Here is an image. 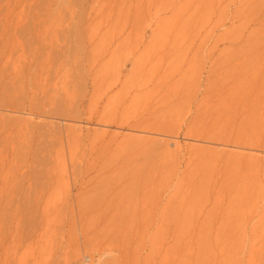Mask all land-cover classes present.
<instances>
[{
  "label": "rangeland",
  "instance_id": "rangeland-1",
  "mask_svg": "<svg viewBox=\"0 0 264 264\" xmlns=\"http://www.w3.org/2000/svg\"><path fill=\"white\" fill-rule=\"evenodd\" d=\"M251 1H4L0 264H264Z\"/></svg>",
  "mask_w": 264,
  "mask_h": 264
},
{
  "label": "bare ground",
  "instance_id": "bare-ground-1",
  "mask_svg": "<svg viewBox=\"0 0 264 264\" xmlns=\"http://www.w3.org/2000/svg\"><path fill=\"white\" fill-rule=\"evenodd\" d=\"M4 1L0 0V15L1 13L5 14L4 11L8 14L7 10L3 9ZM237 18L238 24L236 28L237 34L235 47L237 63L234 68L236 82L234 83L238 88V90H236L244 97L245 94L250 96L253 95L255 85L258 82H260L258 83L259 85L261 84V90L264 91V0L251 1L247 7L238 10ZM1 24L5 25L3 22H1ZM5 26H7V24ZM0 41V44L7 46V40L3 41L0 39ZM224 89L226 90V88ZM262 99H264V97Z\"/></svg>",
  "mask_w": 264,
  "mask_h": 264
},
{
  "label": "built area",
  "instance_id": "built-area-1",
  "mask_svg": "<svg viewBox=\"0 0 264 264\" xmlns=\"http://www.w3.org/2000/svg\"><path fill=\"white\" fill-rule=\"evenodd\" d=\"M90 261H91V257H90V256H86V257L84 258V263H85V264L90 263Z\"/></svg>",
  "mask_w": 264,
  "mask_h": 264
}]
</instances>
